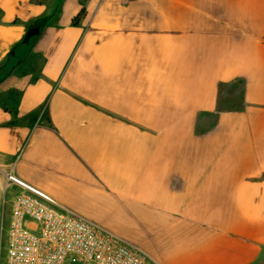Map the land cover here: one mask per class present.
Wrapping results in <instances>:
<instances>
[{
  "label": "crops",
  "instance_id": "0c3cea01",
  "mask_svg": "<svg viewBox=\"0 0 264 264\" xmlns=\"http://www.w3.org/2000/svg\"><path fill=\"white\" fill-rule=\"evenodd\" d=\"M0 168L153 264H264V0H0Z\"/></svg>",
  "mask_w": 264,
  "mask_h": 264
},
{
  "label": "built area",
  "instance_id": "2783aa9c",
  "mask_svg": "<svg viewBox=\"0 0 264 264\" xmlns=\"http://www.w3.org/2000/svg\"><path fill=\"white\" fill-rule=\"evenodd\" d=\"M0 180V264H153L131 243L45 201L12 170L0 168Z\"/></svg>",
  "mask_w": 264,
  "mask_h": 264
},
{
  "label": "trees",
  "instance_id": "16d2710c",
  "mask_svg": "<svg viewBox=\"0 0 264 264\" xmlns=\"http://www.w3.org/2000/svg\"><path fill=\"white\" fill-rule=\"evenodd\" d=\"M84 1V0H83ZM60 9L59 7H55L54 10L46 11L41 17L33 20L31 23L25 26L26 34L20 45H24L26 52L30 50L34 42L39 37L42 30L50 25H53L59 19ZM86 10L83 6L77 16L72 19L71 25L74 27H78L80 25L81 20L85 17Z\"/></svg>",
  "mask_w": 264,
  "mask_h": 264
},
{
  "label": "rangeland",
  "instance_id": "374dc122",
  "mask_svg": "<svg viewBox=\"0 0 264 264\" xmlns=\"http://www.w3.org/2000/svg\"><path fill=\"white\" fill-rule=\"evenodd\" d=\"M235 88H238L237 85H232V86H229L227 88V91H231V90H234ZM1 181V180H0ZM3 187V185L1 186V188ZM12 189H10L8 192H7V198L9 197L10 198V195L12 193ZM76 204V202L74 203V205ZM77 204H80L79 202H77ZM102 215H104L105 213H102L100 212ZM0 216H1V191H0ZM8 216V208L5 207L4 209V217H5V221H6V218ZM107 215L103 216V218L101 220H99V224H101L102 226L106 227V228H109L110 224H112V220L111 219H108V217H106Z\"/></svg>",
  "mask_w": 264,
  "mask_h": 264
}]
</instances>
